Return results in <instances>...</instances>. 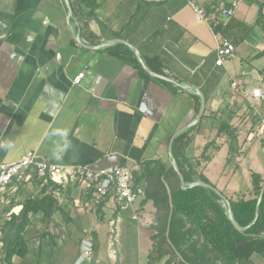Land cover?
<instances>
[{
  "label": "crops",
  "instance_id": "1",
  "mask_svg": "<svg viewBox=\"0 0 264 264\" xmlns=\"http://www.w3.org/2000/svg\"><path fill=\"white\" fill-rule=\"evenodd\" d=\"M94 1L91 12L80 0H0V161L36 151L44 159L96 170L131 166L146 196L134 208L119 209L111 196L91 204V190L76 182L61 188L36 173L17 189L14 181L0 189V264H150L166 211L155 204L157 195L147 193L178 185L175 176L160 171L172 165L177 132L200 114L196 90L206 106L198 123L184 130L180 158L185 155L198 173L234 197L252 187V171L264 174V138L252 135L263 109L246 94L264 90V4L240 0L228 17L213 6L230 7L233 0ZM224 39L235 45V56L218 65ZM222 124L229 128L220 133ZM211 141L216 147L206 160L202 154ZM232 147L238 168L228 161ZM36 198L38 209L29 212L22 232L28 249L6 261L5 239L14 237L24 203ZM180 217L186 241L155 264H178V258L226 264L197 260L191 252L204 239ZM117 219L120 235L111 244V221ZM87 236L94 252L78 263ZM192 242H198L195 249ZM235 264H264V253Z\"/></svg>",
  "mask_w": 264,
  "mask_h": 264
},
{
  "label": "trees",
  "instance_id": "2",
  "mask_svg": "<svg viewBox=\"0 0 264 264\" xmlns=\"http://www.w3.org/2000/svg\"><path fill=\"white\" fill-rule=\"evenodd\" d=\"M80 2L90 7L91 12L94 11L96 6L94 0H80ZM227 128H229L228 124H222L219 132L221 133ZM233 129L230 130L231 134L234 131ZM188 131L180 133L173 143V154L185 182L190 184L203 180L212 184L203 173H198L185 160V155L181 154L182 159L179 156L178 151L180 150V153H182L185 146L184 139ZM190 141L191 138L186 144ZM213 147H216L213 141L206 145L202 154L204 159L209 160L211 158L209 150ZM236 154L237 152L232 147L228 161L238 168V164L235 162ZM163 171H160V174L165 175L167 178L175 176L178 185L168 190L162 184L156 194L147 193V197L157 195L155 204L158 208L162 207L166 211L162 218L159 217L160 225L157 228L158 232L154 234L155 244L150 252V264H155L167 255L174 256L173 245L178 248L181 243L186 241L188 233L181 232L182 228L185 227V221L181 219V215L185 216L195 226L204 239L198 250L191 252L197 256V260L222 259L226 264H235L237 261L249 258L253 253H264V174L252 171V187L247 192L237 193L234 197L224 192L219 194L214 189L201 185L183 189L180 185L179 176L172 165L168 170ZM212 185L216 187L214 184ZM261 194L263 195L260 200ZM40 201L36 198L29 199L24 203L14 237L5 239L3 254L6 261H10L15 254H24L27 251L28 248L25 245L22 232L30 221L29 212L37 211ZM229 207L232 209L237 223L241 227H246L245 230H238L231 222L228 214ZM13 223H16L15 220ZM169 226L171 230L168 233ZM173 228L178 231L172 230ZM197 244L198 242H192L191 245L194 247ZM189 259L193 260L191 257ZM169 261L171 259L168 260V264Z\"/></svg>",
  "mask_w": 264,
  "mask_h": 264
},
{
  "label": "built area",
  "instance_id": "3",
  "mask_svg": "<svg viewBox=\"0 0 264 264\" xmlns=\"http://www.w3.org/2000/svg\"><path fill=\"white\" fill-rule=\"evenodd\" d=\"M264 4V0H257ZM240 0H233L230 7L213 6L217 12L228 17L235 14L236 8ZM199 15H205L204 9H197ZM216 12V13H217ZM215 14L212 16L214 17ZM235 45L228 39H224L218 47L217 64L221 65L225 59L235 56ZM84 76V72L79 73L75 77V82ZM232 86H238L237 81L232 82ZM247 96L255 105L262 107V115L255 131L252 135L264 138V90L257 87L246 92ZM134 167L112 165L102 169H92L84 164H61L53 160L44 159L38 155L36 151H29L22 157L11 162L0 161V189H7L17 181L18 183L30 181L33 174L44 181H52L65 188L69 183L76 182L80 186L91 190V204L98 205L108 196L113 197L116 206L119 209L134 208L135 204L146 196V186L136 183L134 179ZM137 218V215H134ZM111 244L117 241L120 235L119 220L111 221ZM82 253L78 259V263L92 256L94 252V241L87 236L81 243ZM178 264H191L182 258H178Z\"/></svg>",
  "mask_w": 264,
  "mask_h": 264
},
{
  "label": "water",
  "instance_id": "4",
  "mask_svg": "<svg viewBox=\"0 0 264 264\" xmlns=\"http://www.w3.org/2000/svg\"><path fill=\"white\" fill-rule=\"evenodd\" d=\"M80 42H81V40H80ZM129 45L135 50V52H136V54H137V57H138V60H139V62L141 63V65H142V66H143L148 72H150V73L153 74V75H156L155 73L151 72V71L149 70V68L144 64V61H143L142 58L140 57V54H139L138 49H137L136 47H134L132 44H129ZM196 92L201 96V99H202L200 114H199V116H198L193 122H191V123L187 124L186 126H184L183 128H181L177 133H181L182 131L188 129V128L191 127L192 125L198 123V121L201 119V116H202L203 113H204L205 106H206L205 96H204V94H203L201 91H197V90H196ZM173 140H174V139H172V142H171V143H173ZM170 155H171V157H172V160H171L172 166L174 167L175 171L177 172V174H178V176H179V179H180V182H181V187H182L183 189H186L187 187H193V186H196V185H201V186H205V187H208V188H212V189H214L217 193L222 194V192H221L217 187H214L212 184L207 183V182H205V181H203V180H198V181L192 182V183H190V184H186L185 179H184V176H183V174H182V172H181V170H180V168H179V165H178L176 159L173 157L172 144H171V149H170ZM262 195H263V194L260 195V198H259L260 200H261V198H262ZM260 200H259V201H260ZM228 214H229V219L231 220V222L234 224V226H235L238 230L243 231V230L246 229V227H241V226L237 223V221H236V219H235V217H234V215H233L232 209H231L230 207L228 208ZM257 216H258V214H257ZM257 216H256V219H257Z\"/></svg>",
  "mask_w": 264,
  "mask_h": 264
}]
</instances>
